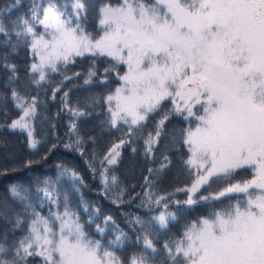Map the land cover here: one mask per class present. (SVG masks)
<instances>
[{"label":"snow or ice","instance_id":"obj_1","mask_svg":"<svg viewBox=\"0 0 264 264\" xmlns=\"http://www.w3.org/2000/svg\"><path fill=\"white\" fill-rule=\"evenodd\" d=\"M0 118V264H264V0H8Z\"/></svg>","mask_w":264,"mask_h":264},{"label":"trees","instance_id":"obj_2","mask_svg":"<svg viewBox=\"0 0 264 264\" xmlns=\"http://www.w3.org/2000/svg\"><path fill=\"white\" fill-rule=\"evenodd\" d=\"M8 0H0V4L7 3ZM80 63V62H78ZM88 61L85 60L80 64V67H86ZM75 70V69H74ZM2 118H0V123H2ZM64 129L60 128L59 132L60 134H63ZM53 141L50 139L49 143H52ZM43 151V149H42ZM10 154L14 155L15 160L11 158ZM32 156L31 150H29L26 146L25 142H22V137L18 133H10L6 130H0V167L7 165H11L12 163H20L23 159L28 158ZM57 157H62L70 162L75 163L80 170H82L86 176V179L88 177V173L86 170V166L84 165L83 161L79 158L78 155L74 153H69L65 149H63L62 146H58L56 149L53 150V152L50 154V157L48 159V164H52ZM36 158V157H32ZM126 161L132 159L129 154L125 153ZM175 163V162H174ZM46 166L44 163H40L36 165L31 171L32 172H41L43 173L45 171ZM29 177V170L21 169L17 173L14 174L13 178L15 179H27ZM239 178V177H238ZM185 179L184 176L179 177V181H183ZM7 181L0 177V190L3 189V185ZM95 187V185H93ZM87 199L96 200L98 199L94 193L86 192L85 193ZM226 202V201H225ZM100 203H103L105 207H110V205L107 204L106 201H100ZM128 209H124V211H127ZM131 211L135 212L137 209L135 207L130 209ZM114 214L119 219V211L118 209H112ZM200 209H197V213L200 212ZM175 231V228L173 229Z\"/></svg>","mask_w":264,"mask_h":264}]
</instances>
